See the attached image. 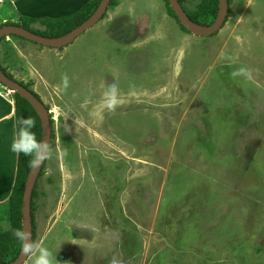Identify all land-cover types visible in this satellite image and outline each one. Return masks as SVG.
Returning <instances> with one entry per match:
<instances>
[{"label": "rangeland", "instance_id": "obj_1", "mask_svg": "<svg viewBox=\"0 0 264 264\" xmlns=\"http://www.w3.org/2000/svg\"><path fill=\"white\" fill-rule=\"evenodd\" d=\"M183 1L188 12L206 2ZM168 11L117 0L64 48L0 45L1 65L53 121L33 211L34 244L55 264H264V0H232L207 37ZM5 193L0 232L12 227Z\"/></svg>", "mask_w": 264, "mask_h": 264}, {"label": "trees", "instance_id": "obj_2", "mask_svg": "<svg viewBox=\"0 0 264 264\" xmlns=\"http://www.w3.org/2000/svg\"><path fill=\"white\" fill-rule=\"evenodd\" d=\"M101 1L102 0H92L91 2L86 4L79 12L72 14V15H67V16H64L62 18L55 19V20H50V19L41 20L42 25L45 26L44 30H40L39 28L37 29L32 28L31 26L34 23L38 22V20L29 19V18H22L18 23L6 22L4 24H1L0 27L4 25H15V26L23 27L29 30L30 32H33L40 36L49 37V38L61 37L71 32L75 28L79 27L85 21H87L97 10ZM166 2L168 4L169 14L179 22L175 12L173 11L172 7L169 4V1L166 0ZM179 2L184 8V10L186 11V8L184 7V1L179 0ZM231 2L232 0H229V4H231ZM115 5H117V0H112L110 7L115 6ZM218 5H219V0H206L205 3L203 2L199 6L197 11L195 12L186 11V13L194 22L200 25L209 26V25H212L214 21L216 20V17L218 14ZM229 16L230 14L227 17L226 22L228 21ZM181 27L184 31L189 32L182 25ZM12 37H19V36L13 35ZM5 39L6 37L2 39V42ZM0 67L2 71L5 74H7L11 79L16 80L12 75H10L6 71V69L1 65V63H0ZM19 83L25 86L31 92H33L35 96L39 100H41L40 96L33 89H31L29 85L23 82H19ZM14 100H15V106H16V113H15L16 119L15 120H17L20 117L34 118L36 120V127L33 129V131L36 132L37 138L41 139L42 138V123L35 109L31 106V104L25 98H23L21 95L17 93L14 94ZM52 125H53V121H52ZM31 159L32 157H25L23 154H20L18 156V165H17V174H16V179H15V184H14L12 193L10 195V198L7 204L8 205L7 207L9 210L8 218L11 221L12 227L8 231L0 232V262L1 263H11L15 261L21 253L20 242L17 241V239L14 237L13 232L14 230L18 228H22L21 219H22L23 195H24V189H25L24 186L27 181L28 175L30 174L31 169H32V166L30 163ZM43 169H44V166H43ZM42 172L40 173V176L42 175ZM34 196H35V189L33 191V197ZM33 197H32L31 208H32V220H33V239L35 242L36 237H35V219H34V211H33L34 210Z\"/></svg>", "mask_w": 264, "mask_h": 264}, {"label": "water", "instance_id": "obj_3", "mask_svg": "<svg viewBox=\"0 0 264 264\" xmlns=\"http://www.w3.org/2000/svg\"><path fill=\"white\" fill-rule=\"evenodd\" d=\"M112 0H102L97 10L94 14L79 27L75 28L71 32L61 36V37H44L29 30L15 26V25H4L0 27V44L4 37L19 36L26 40L33 41L40 45L52 47V48H64L71 43H73L79 36L83 35L89 29L97 25L107 13ZM170 6L175 12L181 25L186 28L191 34L200 37H207L216 34L224 26L226 19L229 15L230 4L229 0H219L218 14L216 20L212 25L204 26L194 22L186 13L179 0H168ZM0 83L5 87L9 88L12 92L21 95L25 98L31 106L37 112L41 123H42V138L47 141L50 146L53 134V125L51 121L50 112L46 105L39 100L33 92L27 89L25 86L20 84L18 81L11 79L7 74H5L0 67ZM46 161V160H45ZM45 161L36 166L32 167L30 174L28 175L27 181L25 183L24 195H23V205H22V226L26 227L31 234V241L34 244L33 239V220H32V197L33 191L39 179L40 173L43 170ZM29 259L20 253L19 257L11 263H1L0 264H25Z\"/></svg>", "mask_w": 264, "mask_h": 264}, {"label": "crops", "instance_id": "obj_4", "mask_svg": "<svg viewBox=\"0 0 264 264\" xmlns=\"http://www.w3.org/2000/svg\"><path fill=\"white\" fill-rule=\"evenodd\" d=\"M91 1L92 0H7V6L9 7L7 13H2V7H0V25L6 22L18 23L22 18H29L38 20V26L41 23V20H55L67 15L75 14ZM31 27L36 29L40 28L33 27V25ZM10 41L8 40V42ZM17 42L24 45V43L19 39H17ZM11 45L17 48V45ZM6 97L7 96L3 93H0V199L3 197L6 198V191L10 196V190L15 183L16 176L14 178V182L9 180L10 176L7 177L4 182L2 179L6 176V172H8V174L13 173L15 175L16 170H14L13 167L17 164V155L14 153H12V159L11 157L7 158L11 160L5 159L6 154L11 152L9 150V145L14 134V115L16 112L15 103ZM5 144H8V146L5 147ZM3 158L5 159L4 162ZM11 162L13 165L10 166ZM9 185L11 187H9Z\"/></svg>", "mask_w": 264, "mask_h": 264}, {"label": "clouds", "instance_id": "obj_5", "mask_svg": "<svg viewBox=\"0 0 264 264\" xmlns=\"http://www.w3.org/2000/svg\"><path fill=\"white\" fill-rule=\"evenodd\" d=\"M241 72L244 70L241 69ZM63 87L67 89L69 83L65 77ZM120 103L118 88L115 84L110 85L103 94L104 107L113 111ZM52 119V118H51ZM36 127V120L32 117H20L15 121L14 134L9 145V150L19 156L32 157V167L41 165L45 160L51 158V149L47 141L38 139L33 129ZM14 237L21 245V254L32 261V264H55L56 257L44 246L32 243L31 234L26 227L18 228L13 232ZM74 243V242H73Z\"/></svg>", "mask_w": 264, "mask_h": 264}, {"label": "built area", "instance_id": "obj_6", "mask_svg": "<svg viewBox=\"0 0 264 264\" xmlns=\"http://www.w3.org/2000/svg\"><path fill=\"white\" fill-rule=\"evenodd\" d=\"M5 3H7V0H0V5H4ZM7 39H9V37H7Z\"/></svg>", "mask_w": 264, "mask_h": 264}, {"label": "bare ground", "instance_id": "obj_7", "mask_svg": "<svg viewBox=\"0 0 264 264\" xmlns=\"http://www.w3.org/2000/svg\"><path fill=\"white\" fill-rule=\"evenodd\" d=\"M82 200V199H81ZM80 202V201H79ZM82 203V202H81ZM81 205V204H80ZM81 207V206H80ZM85 210H87L86 208H85ZM81 211V210H80ZM80 215V214H79ZM63 234H65V233H63ZM62 235V234H61ZM108 264V263H107Z\"/></svg>", "mask_w": 264, "mask_h": 264}]
</instances>
